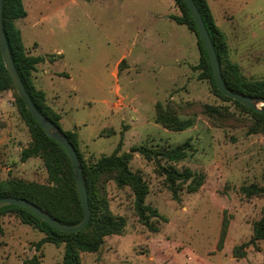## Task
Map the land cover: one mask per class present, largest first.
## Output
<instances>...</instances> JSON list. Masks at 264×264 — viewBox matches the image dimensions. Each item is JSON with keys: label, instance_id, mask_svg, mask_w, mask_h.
<instances>
[{"label": "rangeland", "instance_id": "rangeland-1", "mask_svg": "<svg viewBox=\"0 0 264 264\" xmlns=\"http://www.w3.org/2000/svg\"><path fill=\"white\" fill-rule=\"evenodd\" d=\"M22 1L27 16L16 27L26 53L53 57L37 65L33 83L60 112L61 128L77 133L88 164L133 146L160 151L190 139L192 148L176 167L205 176L197 192L184 188L176 201L155 161L132 154L129 168L148 186L145 204L167 222L153 218L158 231H149L138 220L131 190L104 181L100 189L109 210L123 217L126 227L123 234L106 237L98 252L81 254V264H264V240L249 246L244 257L233 256L263 215L264 194L246 197L240 188H264V130L252 133L250 114L199 79L200 71L193 69L200 58L197 38L171 21L180 14L173 1ZM207 3L226 37L228 61L247 80H264V0ZM156 104L191 119L192 127L165 129L156 123ZM30 142L13 91L0 92V181L47 182L42 159L20 161ZM224 219L227 232L218 248ZM0 223V264H22L33 255L41 257L40 264H61L63 244L44 243L36 251L43 233L12 213Z\"/></svg>", "mask_w": 264, "mask_h": 264}, {"label": "trees", "instance_id": "trees-1", "mask_svg": "<svg viewBox=\"0 0 264 264\" xmlns=\"http://www.w3.org/2000/svg\"><path fill=\"white\" fill-rule=\"evenodd\" d=\"M171 1H173L180 14L173 15L170 19L177 25L185 26L197 38L200 58L199 64L193 67V69L200 71L199 79L208 80L215 95L225 101H232L250 114L253 121L252 133L262 132L264 130V112H257L247 108L218 92L212 77L207 53L201 39L198 37L195 23L187 5L184 0ZM193 2L199 10L209 33L221 68L224 85L234 93L264 98V80H247L242 75L239 66L236 63L228 61L226 37L216 26L207 0H193ZM26 16L27 12L22 0H3V30L12 60L35 107L66 135L76 151L85 182L90 219L82 230L75 233L59 232L41 221L31 212L17 206H6L0 209V219L5 214H14L22 224L30 226L44 234V237L35 245L36 251L44 243H51L56 247L63 244L64 250L61 264H81V254L98 252L106 237L121 235L126 227L125 219L121 216L113 215L109 210L107 200L100 189V184L104 181H113L118 188L128 187L131 190L134 196V210L138 220L149 231H158V227L155 226L152 220L153 218L160 220L162 223L167 222V218L159 215L157 210L145 204L148 186L139 173L130 170L129 161L132 158V154H138L146 160L153 159L155 161L159 174L164 177L165 184L176 201L179 200L180 192L184 188L188 194L197 192L204 184L205 176L203 173H198L188 168L179 169L176 167V164L184 160L191 150L190 139L174 148H166L160 151L142 146H133L128 153L118 154L115 151L111 155L102 156L96 162L88 164L79 150L77 133L64 131L61 128V115L46 103L45 93L37 89L33 83L32 73L36 71L37 65L45 63L46 60L51 62L53 61V57L44 59L39 56H30L26 53L20 31L16 27V21L24 19ZM9 90H12L14 93L19 115L28 129L31 139L29 146L21 151L20 161L24 163L32 157L42 159L46 169L47 182L40 184L33 181L8 178L0 181V198L14 197L26 199L63 224L71 225L78 223L82 219L83 208L67 153L63 147L47 137L44 130L26 110L5 69L0 51V92ZM162 107V105L156 104V123L173 132H182L192 127L193 122L191 119H180L174 112L170 113L167 109L163 110ZM207 110L211 109L205 107L204 111ZM212 111L216 112L214 109ZM160 160H165L168 164L161 165ZM240 189L246 197L264 194V188L255 185L243 186ZM227 226L228 221L224 219L219 235L218 248L224 242ZM1 233L2 228L0 223ZM261 240H264V208L262 217L252 226L251 238L247 242L235 246L233 248V256L235 258L244 257L245 250L249 246L254 247ZM40 262L41 257L33 255L31 258L24 260L22 264H40Z\"/></svg>", "mask_w": 264, "mask_h": 264}, {"label": "water", "instance_id": "water-1", "mask_svg": "<svg viewBox=\"0 0 264 264\" xmlns=\"http://www.w3.org/2000/svg\"><path fill=\"white\" fill-rule=\"evenodd\" d=\"M184 2L187 5L190 15L195 23L198 37L201 39L205 51L207 53V57L211 67L212 77L218 92L225 97L231 98L232 100L239 102L241 105L247 108H250L257 112H264V98L249 97L242 94L234 93L224 85L221 75V68L216 57L214 47L211 43L209 33L201 17V14L193 0H184ZM2 3L3 0H0V51L5 69L11 79V82L16 90L17 95L24 103L28 113L32 116L35 122L44 130L47 137L59 144L66 151L74 173L75 182L83 208V216L82 219L76 224H63L58 220L52 218L48 213L43 211L34 203L26 199L14 197L0 198V209L6 206H17L31 212L32 214L37 216L41 221L45 222L50 227L56 229L59 232L75 233L82 230L88 224L90 219V209L88 205L85 182L82 176L81 164L74 147L69 142L66 135L62 131H60L56 127V125H54L47 117L40 113V111L33 104L29 94L25 89V86L12 60L5 33L3 30ZM259 105H261L263 108H259Z\"/></svg>", "mask_w": 264, "mask_h": 264}, {"label": "crops", "instance_id": "crops-1", "mask_svg": "<svg viewBox=\"0 0 264 264\" xmlns=\"http://www.w3.org/2000/svg\"><path fill=\"white\" fill-rule=\"evenodd\" d=\"M167 20L170 21L169 17L167 18ZM171 21H172V20H171ZM127 57H128V54H125L123 59H126ZM73 91H74V90H73ZM53 108H54V107H53ZM55 111L58 112V113L60 114V112L57 111V109H55ZM61 124H62V116H61V119H60V125H61ZM64 131H67V130H64Z\"/></svg>", "mask_w": 264, "mask_h": 264}]
</instances>
